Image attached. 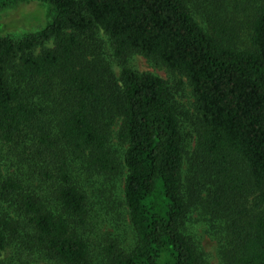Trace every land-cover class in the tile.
Listing matches in <instances>:
<instances>
[{"label": "trees", "instance_id": "1", "mask_svg": "<svg viewBox=\"0 0 264 264\" xmlns=\"http://www.w3.org/2000/svg\"><path fill=\"white\" fill-rule=\"evenodd\" d=\"M38 1L43 28L0 36V204L52 261L95 264L91 175H124L134 242L111 243L100 264H205L184 233L198 208L220 235L219 264H264V0H229L248 12L246 41L226 5L204 28L185 0ZM133 53L186 78L191 114L169 82L128 65Z\"/></svg>", "mask_w": 264, "mask_h": 264}, {"label": "rangeland", "instance_id": "2", "mask_svg": "<svg viewBox=\"0 0 264 264\" xmlns=\"http://www.w3.org/2000/svg\"><path fill=\"white\" fill-rule=\"evenodd\" d=\"M185 1L204 28H207L208 13H219V9L223 5L228 6L229 10L231 8L228 19L234 16V23L241 34V40L246 41L248 39L246 24L248 12L238 10L233 13V4L229 0ZM256 3L261 5L260 0ZM49 21L46 3L38 0L16 2L0 10V36L19 39L40 30ZM128 65L138 72L152 73L169 82L177 89L179 102L184 106L185 111H191L193 96L186 78L172 73L163 65L150 61L138 53H133L128 57ZM192 130L191 123L185 119L182 133L184 147L189 155L195 147V135ZM90 180L91 184L88 188L90 220L84 229V237L90 243L93 262L100 264L106 260L105 247L115 241H119L124 247H129L134 242V233L123 203L124 175L114 180H104L103 177L91 175ZM0 205V215L8 213L10 223L13 226L11 231L7 232V247L2 256L6 263L59 264L46 256L36 242L32 227L11 208ZM185 223L184 233L201 251L205 264H219L220 235L217 228H214V222L202 212V208H198L190 212Z\"/></svg>", "mask_w": 264, "mask_h": 264}]
</instances>
